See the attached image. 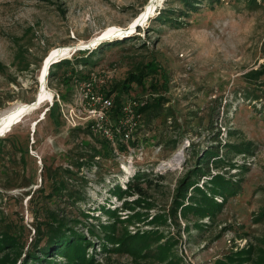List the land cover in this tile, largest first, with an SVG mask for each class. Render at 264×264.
<instances>
[{
  "label": "rangeland",
  "instance_id": "obj_1",
  "mask_svg": "<svg viewBox=\"0 0 264 264\" xmlns=\"http://www.w3.org/2000/svg\"><path fill=\"white\" fill-rule=\"evenodd\" d=\"M150 4L155 5L152 16L132 28L130 23ZM168 8L177 11L181 6L175 0H0V120L15 107L35 101L44 63L54 49L76 46L69 57L54 62L68 60L69 66H60L53 78L47 72L49 98L0 136V264H20L45 234L51 214L83 219L68 224L94 242L87 254L96 257L95 264H215L231 251L252 245L264 250V111L262 103L241 95L248 88L243 75L264 64V5L253 10L243 2L222 0L201 4L189 15L177 12L179 22L159 20L158 14ZM119 28L128 30L101 38L92 48L77 47ZM81 59L91 62L83 65ZM151 60L164 70L167 90L151 94L134 84L129 94L145 103L163 95L168 111L155 119L150 111L141 113L131 152L102 154L99 140L84 130L71 133L64 128L59 105L48 117L57 97H66L60 102L70 98V85L63 78L71 70L109 72L108 85L114 86ZM218 143L249 144V152L219 149L223 161L217 168L209 165L211 174L239 179L242 187L213 220L192 215L186 220L179 211L169 216L160 229L174 242L173 256L162 262L99 252L98 241L85 227L112 223L100 206L124 221L116 224L117 235L150 229L146 216L168 214L178 181L197 166L196 154ZM93 149L100 155L88 167L82 163ZM77 162H82L79 170ZM136 173L144 175L139 181L142 198L153 208L124 209L110 193L117 185L124 189ZM59 182L80 194L82 202L71 206L61 194L54 195L51 186ZM79 211L96 218H81ZM137 211L140 221L128 217ZM195 223L203 226L196 228Z\"/></svg>",
  "mask_w": 264,
  "mask_h": 264
},
{
  "label": "trees",
  "instance_id": "obj_2",
  "mask_svg": "<svg viewBox=\"0 0 264 264\" xmlns=\"http://www.w3.org/2000/svg\"><path fill=\"white\" fill-rule=\"evenodd\" d=\"M175 1L181 6V9H177V11L170 8L164 9L158 14L159 20L179 22L176 19L177 12H179L181 16L189 15L190 12H195L201 4L205 3L206 5L213 6L219 4L222 0ZM227 1L235 3L243 2L249 9L253 10H257L264 5V0ZM80 62H82L83 65H87L90 64L91 61L90 59H81ZM69 65L70 61L68 60L52 64L48 70L49 78H53L55 76L60 66L66 67ZM74 76L83 77V74L78 71L71 70L69 75L63 78V81L70 85V93L72 88L71 80ZM157 76L162 79V82L157 79ZM148 79L151 81L147 86L146 81ZM243 80L248 88L246 92L241 94L242 98L246 101L250 100L251 102L262 103L264 111V96L262 95V91L264 90V64L259 66L256 70H251L245 73L243 75ZM134 84L142 89L146 87V91L151 94H159L161 90L164 92L167 90L165 72L160 65L153 60L137 68L135 72H129L121 85L111 86L109 84L106 88L107 96H111L114 102L112 114L114 119L119 115L120 103L124 97L128 96L132 98H140L137 97V95L132 96L129 94V91H131L132 85ZM60 99L65 101L66 97H62ZM166 102L167 100L163 95H158L157 97L149 99L145 105L138 110V113L141 114L150 111V114L154 119L161 117L164 112L168 111V109H164L163 107ZM56 108L58 111L57 102L48 108V117L53 115ZM47 112L45 114H47ZM82 131L83 130L78 128L71 130V133H79ZM93 138L99 140L101 143L102 154L108 157H114L113 149L108 142L99 137ZM211 140L213 142H218V136L212 137ZM1 142L2 140L0 139V143ZM117 149L118 151H126L124 145L121 143L117 144ZM219 149H224L227 152L232 151L237 154H244L249 152V144H224L221 146V143H218L217 147H210L203 150L201 153L196 154L197 166L188 171L178 181L171 209L168 214L157 212L151 216H146V219L150 217V219L147 220V226L150 227V229L137 230L133 233L125 232L117 235L115 226L117 223H123L124 221L120 220V217H118L115 211L109 208L106 209L104 206H100L99 210L111 218L110 220H113L112 223H97L96 225L92 224L89 227H85L86 233L98 241L99 252H115L129 255L133 259H153L159 262L166 260L169 256L172 257V247L174 246V242L165 239L163 229H160L167 225L169 216H173L177 211H179L181 216L186 220L188 219V215H192L198 220H213L221 212L222 208L229 199L241 194L242 187L240 181H238L239 179L233 181L231 178L226 179L223 175L211 174L209 171L210 164L217 168V165L223 161V157L219 155ZM93 150L94 152L89 157V160L86 161V164L82 162L75 163V167L78 170L81 166L80 163L88 166L87 162H96L97 159L95 160V158L99 157L100 152L95 149ZM143 178V174L136 173L133 177H131V180L126 183V187L124 189L117 185L110 190L112 195L122 201V208L129 210L135 207H142L143 209L153 208L149 205V201H147V199L142 198L145 192L140 186L141 184L139 181ZM201 180L202 183L200 185L199 181ZM51 191L54 192V195H56V193L61 194L64 200H69L71 202V206H75L76 202H82V196L80 197V194H76V192L66 189L63 182L52 185ZM134 195H138L136 200H126V197ZM79 213V216L86 220L96 218L91 216L89 213L82 211H79ZM140 215H142L141 211H137L128 217H131L136 221H140ZM50 219L52 222H47L49 224L45 234L37 238L32 245L33 247L25 253V256L20 264H95L98 262L94 255L87 254V250L94 247V242L86 239L82 231H77L74 229V226L70 227L68 224L83 223V219H70L66 217V215H61L59 218L58 216H54L52 214L50 215ZM125 222L131 223L132 221L129 219ZM195 226L196 228H201L203 225H201V223H195ZM260 241L264 244V238ZM215 264H264V250L252 245L239 251L229 252L222 259L216 260Z\"/></svg>",
  "mask_w": 264,
  "mask_h": 264
},
{
  "label": "built area",
  "instance_id": "obj_3",
  "mask_svg": "<svg viewBox=\"0 0 264 264\" xmlns=\"http://www.w3.org/2000/svg\"><path fill=\"white\" fill-rule=\"evenodd\" d=\"M78 72L83 77L72 78L69 100L60 102L59 97L56 99L64 128L68 131L79 128L86 131L89 137H99L108 142L116 154L118 143L131 152L130 143L140 126L141 114L138 110L145 105L144 99L124 97L119 115L114 119V102L106 94L109 72L92 69Z\"/></svg>",
  "mask_w": 264,
  "mask_h": 264
},
{
  "label": "bare ground",
  "instance_id": "obj_4",
  "mask_svg": "<svg viewBox=\"0 0 264 264\" xmlns=\"http://www.w3.org/2000/svg\"><path fill=\"white\" fill-rule=\"evenodd\" d=\"M154 7H155L154 4H150L148 10L145 13H143L142 15H140L130 23L131 27L133 28L135 24L143 25L146 21H148V19L152 16V13L155 9ZM127 30L128 29H123V28L108 30L103 34L92 38L88 42L79 43L77 47L83 49L92 48L98 43L99 40H101V38L107 37L110 39L116 36H121V34ZM75 48L76 46L58 47L49 54L48 59L46 63H44V67L41 72V76H40L41 90L39 91L37 98L32 103L22 104L15 107L0 120V136L8 132L10 128L13 127L14 125L20 123L26 115L37 110L40 107V105L49 98V92L46 89L47 86L45 87L47 70H49L50 68L49 64L54 63L56 59L58 60V58L69 57L72 54V52L75 50Z\"/></svg>",
  "mask_w": 264,
  "mask_h": 264
},
{
  "label": "water",
  "instance_id": "obj_5",
  "mask_svg": "<svg viewBox=\"0 0 264 264\" xmlns=\"http://www.w3.org/2000/svg\"><path fill=\"white\" fill-rule=\"evenodd\" d=\"M136 25H139V24H135L134 27H135ZM49 65H51V64H49ZM48 67H49V66H48ZM47 72H48V70H47ZM38 82H39V81H38ZM39 87H40V83H39Z\"/></svg>",
  "mask_w": 264,
  "mask_h": 264
}]
</instances>
